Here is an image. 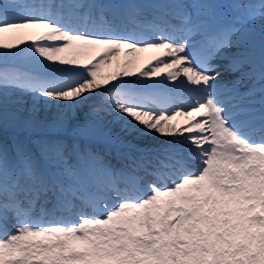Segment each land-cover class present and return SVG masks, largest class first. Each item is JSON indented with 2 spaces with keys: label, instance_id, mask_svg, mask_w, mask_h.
Returning <instances> with one entry per match:
<instances>
[{
  "label": "snow or ice",
  "instance_id": "6c2138e0",
  "mask_svg": "<svg viewBox=\"0 0 264 264\" xmlns=\"http://www.w3.org/2000/svg\"><path fill=\"white\" fill-rule=\"evenodd\" d=\"M164 7L149 19L134 0L0 3V121L37 128L13 98L30 93L58 107L57 129L87 110L72 132L98 145L0 143V264H264V0H233L226 22L215 0ZM217 57L247 65L232 87ZM113 149L129 163L106 162Z\"/></svg>",
  "mask_w": 264,
  "mask_h": 264
},
{
  "label": "rangeland",
  "instance_id": "374dc122",
  "mask_svg": "<svg viewBox=\"0 0 264 264\" xmlns=\"http://www.w3.org/2000/svg\"><path fill=\"white\" fill-rule=\"evenodd\" d=\"M2 2H4V0H0V3H2ZM17 93L14 94L13 98H15V95ZM27 96L29 97V99L27 101H25L23 104H19L20 105L19 107L24 109V111L21 113V115L24 116L25 118H27L29 116H34L33 113L31 112V109L33 107L34 100H36V98L33 97V95L30 94V93H27ZM36 107L38 108L37 113L39 114L40 119H41L39 121L40 122L39 126L41 128H43L45 126L47 127L46 123L49 122V121L47 122V119L49 117L51 119V118H53V116H58L60 114L59 109H58V107L55 104H50L48 107L47 106H43L42 105V98L36 100ZM12 110H14V109H12ZM86 111L87 110H85V112ZM85 112L77 113V115L70 120L69 126L66 129H63V130L57 129L54 126H51L53 124L49 123V127H47V129H43L41 131H38L36 129L31 130V131H25V130H22L21 128H19V127L13 126L11 123H4L3 121H0V127H2V128H0V132L1 131L3 132V130L5 131V133H10L12 131H21V132H24V133L29 134V135H35L36 137H40L42 135H45V134H47V132H49V133H57V134L58 133H63V134H66L68 136L67 138L69 139V137L71 135H73L72 129L75 128L78 124H82L85 121ZM51 114H53V115H51ZM50 119H48V120H50ZM15 135L16 136H20V134H18V133L15 134ZM6 141L7 140L3 139L0 143L6 145L7 144Z\"/></svg>",
  "mask_w": 264,
  "mask_h": 264
},
{
  "label": "bare ground",
  "instance_id": "6f19581e",
  "mask_svg": "<svg viewBox=\"0 0 264 264\" xmlns=\"http://www.w3.org/2000/svg\"><path fill=\"white\" fill-rule=\"evenodd\" d=\"M259 23H260V21H256L255 22V26H256V29H257V31L259 30V28H258V26H259ZM256 42L257 43H259V37L257 36V38H256ZM256 45V44H255ZM240 53L242 54V50H240ZM257 53H260V50L259 51H257ZM155 53H153V52H147V53H141L140 54V56H139V59H138V61H137V64H136V66L135 67H132V68H130L129 70L130 71H132V72H135V73H138L139 71H140V69L151 59V57L154 55ZM254 55V52L252 51V53H251V55ZM240 56V55H239ZM118 70V66H117V64H116V62H112L110 65H104L101 69H100V71H101V73L103 74V75H105V76H107V75H109V74H111V73H113V72H116ZM129 79H135V77H130ZM153 79H155V78H153ZM16 97H21L22 98V101H23V103L25 102V101H27L28 99H29V97L27 96V93H17L16 95H15V98ZM23 103H21V104H23ZM42 105L43 106H49L50 104H46L45 102H44V100H43V98H42ZM18 107L20 106V105H17ZM33 115H34V118L37 120V121H40L41 119H40V116H39V114L37 113V112H35V113H33ZM51 115H53V114H51ZM50 116V115H49ZM59 116V115H58ZM58 116H53V118H51L50 119V117L48 118V119H50V120H48L47 119V122L48 123H46L47 124V127H49V123L50 124H53V122L57 119V117ZM106 119H110V117H106ZM183 121H184V118L183 117H180V118H177V120L175 121V122H178V123H183ZM52 126V125H51ZM47 127L45 126V127H43V128H41L40 126H38L37 128H35L36 130H38V131H41V130H43V129H47ZM142 143V145H148V146H166L167 144H168V141H167V139L166 138H163V137H155V138H153V137H149V138H147L146 140H144V141H142L141 142ZM175 147H177V146H175Z\"/></svg>",
  "mask_w": 264,
  "mask_h": 264
}]
</instances>
